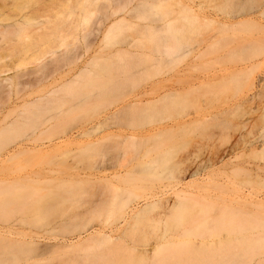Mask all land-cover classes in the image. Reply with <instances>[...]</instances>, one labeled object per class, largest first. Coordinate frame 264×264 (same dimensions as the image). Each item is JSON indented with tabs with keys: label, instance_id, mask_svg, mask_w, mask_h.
Masks as SVG:
<instances>
[{
	"label": "bare ground",
	"instance_id": "obj_1",
	"mask_svg": "<svg viewBox=\"0 0 264 264\" xmlns=\"http://www.w3.org/2000/svg\"><path fill=\"white\" fill-rule=\"evenodd\" d=\"M248 2L0 0V264H39L54 255L60 256V264H264V192L256 189L236 187V194L228 202L230 205L227 202V205L223 204L226 206L221 208L222 214L217 211L222 218L216 217L215 224L220 222L221 225H214L219 230L225 228L227 240L222 242L220 237L221 242H215L216 238L210 242H206V239L201 243L189 239L186 240L189 243L185 242V238H188L186 234L190 237L198 231L199 235L207 228V219L194 224L196 219H193V213L196 208L192 200L202 194L200 186L206 174L212 167L220 168L234 164V161L223 162L224 158L220 156L214 162L193 163V169L189 165L192 164L191 160L189 164L185 162L188 166L184 167V161L180 163L179 160L180 165L176 164L173 156H177L174 154L176 144L170 145L173 143L169 141L175 132L183 134V130L195 128L194 125L198 123L204 124L202 120L209 121L211 117L207 119L206 114L202 113L203 119L184 118L179 125H160L141 136L136 131L170 119L173 115L189 116L187 109L194 105L190 103L195 100L192 92H198L200 88L195 85L186 89L170 87L166 92L159 93L160 85L167 81L173 82L170 81L171 76L162 78L165 71L175 70L186 60L193 62L215 56L226 49L224 57L227 59L242 56L243 60L235 61L237 65L234 62L231 72L236 79V76H244L241 80L246 79L247 82H244L250 87L248 93H252L250 96L246 93L247 97L241 95L242 101L234 110L240 111L243 108L241 106H244L245 112L249 109L258 113L255 101L263 97L261 89L264 87V75H253L264 65L261 52L264 46L261 44L250 48L251 44L249 48L242 47L239 42L241 40L242 44L244 37L239 33L251 31L252 28L255 31L262 22L258 20L259 16L264 17V6L258 18L254 13L244 18L243 9ZM233 40H237L234 41L237 46L231 47ZM251 41L253 43V40H249L246 44ZM261 57L263 62H260ZM191 68H197L196 64L192 63ZM210 80L204 79L203 83L208 88L214 87L216 91L221 88V84L223 87L228 84L222 81L224 78L211 84ZM126 88L133 92L137 90L135 94L131 92L134 94L130 96L132 99ZM111 105H114L113 110L106 109ZM100 107H104V113L95 119L98 122L92 126L89 124L90 127H81L79 121L94 119ZM112 121H126V127L132 131L125 135L116 133L121 123L116 128L112 127ZM72 123L77 125L70 128ZM100 129L104 130V134L95 136ZM188 132L192 133L190 130ZM262 132L258 137L249 131L248 134L252 136L250 140L243 141V144L236 143L226 152L239 160L231 170L234 175H245L244 178L249 176L247 179L250 178L251 183L254 181L255 185L258 183L264 188ZM181 145L183 149L184 145ZM86 154L100 156L96 173L92 176L83 175L76 168L55 170L49 166L64 162L69 157L75 160ZM128 155H131V159L139 156L145 158L143 163L140 160L141 166L134 168V171L138 170L133 171L135 175L128 172L131 169L126 170ZM252 155H259L258 161H252ZM25 165L38 167L27 176L32 177L31 183L26 184L25 181V185L20 184L16 178L9 176L10 173L2 175L3 172H15L25 167L30 169ZM122 169L126 171L122 172ZM130 173L131 177L136 176L137 181L129 176ZM116 180H125L124 183L132 180L134 184L142 180L149 184L151 181L159 183L151 200L144 202L142 207H136L137 203L128 204L130 200L126 193H130L123 190ZM165 181L180 189L175 199L165 197ZM193 185L200 188L190 189ZM153 186L155 188V183ZM88 195H98L100 199L69 219L72 221L56 223L49 229L56 234L83 228L74 237L66 234L61 237L58 234L59 238L56 235L53 240L51 238L53 242H49L50 239L47 242L48 239L44 241L43 235L26 234L21 230V225L41 224L48 212L52 215L59 211L56 207L79 203ZM203 196L206 199L205 194ZM203 205L198 210L202 214L205 213ZM153 211L156 213H153L154 216L150 215ZM19 212L30 215L32 219L22 217L10 223L9 217ZM97 213L104 217L100 220L104 224L86 228L83 216ZM116 217H120L123 223L122 234L118 236H114L115 230L111 225ZM105 224H110L107 230ZM148 226L152 232L160 231L161 228V233L155 235L158 237L155 245L146 250L136 246L129 248L126 238L132 241L137 235L143 236L144 231H141ZM147 228L146 231H149ZM183 235L186 237L178 242V237L182 239ZM136 241L141 243L139 239ZM118 245L121 246L120 251H127L124 253L126 255L119 254L117 258L113 256L114 252L117 254L118 250V253H122ZM162 247L172 249L166 251V248V253L159 255Z\"/></svg>",
	"mask_w": 264,
	"mask_h": 264
},
{
	"label": "rangeland",
	"instance_id": "obj_2",
	"mask_svg": "<svg viewBox=\"0 0 264 264\" xmlns=\"http://www.w3.org/2000/svg\"><path fill=\"white\" fill-rule=\"evenodd\" d=\"M263 6H264V0H249V2L244 6V9H243V13H244L243 15L245 16L244 18H247V17L252 16L253 13L255 14L254 16H257V18H258V16H259L258 13H260L261 10H263V8H262ZM259 18L260 19H258V20L259 21L260 20L262 21V22L260 21L262 25L261 24H258L256 27L257 28L259 27L258 29H260V30H258L257 28H255V31H254V30H252L254 28H252L251 31H246L245 30V31H242L243 33L242 32H240L241 34L239 33V35L243 36L244 39H246V42H248L249 40H253V43L251 41V42H249V43L246 44L245 40L242 38L243 42L241 44V40L239 38V40H240L239 43H240V45L242 47H248L249 48V45H251V44L252 45H251L250 48H252V47H259V45H261V44H262L261 46H264V44H263L264 43V32H263L264 31V23H263L264 22V17H261V15H260ZM260 22H257V23H260ZM249 35H251V37ZM241 36H239V37H241ZM256 37L259 40H257ZM260 39H262V40H260ZM234 41H237V40H233L231 47H234V45L237 46V44H236L237 42H234ZM244 42H245V44H244ZM233 43H235V44H233ZM254 43L257 44V45H255ZM226 51H227V49H226ZM263 51H264V49H263ZM263 51H261L262 52V56L264 55ZM225 52H221V53H218V54H214L215 56H210V57H205V58L197 59L196 61H193V62L190 61V60H186V61L180 63L175 68V70H173L174 68H172V71L171 72H170V70L165 71L163 73V75H162V78L167 79V78H170V76H171V78H170L171 80L170 79L169 80L170 81H173V82H168L167 81L166 83H163L162 85H160V92H159V89L157 90L159 93L166 92L170 87H171V89L172 88H174V89H182V88H185L186 89L190 85H195V87H199L200 88V89H197V90H199L198 92H196V91H195V93L192 92L193 95L195 96V98L193 97L195 100H192L191 103H190V104L194 103V105H191V107L189 106L190 108L187 109V111L189 112V116L188 117H186V116H184V117H176V115H173L174 117L171 116V118L169 117L170 119L166 118V120L164 119L165 121L163 120L160 123L156 122V123H154V124H152L150 126H146L144 128H141V129H137L136 130L139 133V135H140L142 133L145 134L147 131H149V129L158 127L160 125H170V126L171 125H176V124L179 125V124L182 123V121L184 120V118L187 119L189 117H201L203 119V117H204L203 114L204 115L206 114L207 119H209L211 117L209 121L202 120V121H204L203 122L204 124H200L199 125V123H198V125H194V127L195 126L196 127L198 126V128H196V127L195 128H193V127L190 128L189 130L192 133H189L188 132L189 130L188 131L187 130H183V131L186 132V134L183 131H182L183 134H181V132L180 133L179 132H175L176 134H174V137L172 138L173 142H172V140L169 141V142L173 143V144H170V145L176 144V146H177L176 147L174 145L176 147V148L174 147V149H176V150H174V152H176L174 154H177V156L173 155L174 158H175V161L178 162L180 160V163H182V161H184V165H183L184 167L186 165L188 166V164H189V162H191V160H192V162H191L192 164H189V165L190 166L192 165L191 166V169H193V163H194V165H197V164H200V163H203V162H214L220 156L222 158H224L223 159V162H226L227 161L228 163H230L231 161H234V164H236V162L239 161V160H237V159L235 160V157L232 158L233 155L227 153L226 151H228L230 149V147L234 146L236 143L243 144V141L250 140L252 136H250L248 134L249 131L250 132L252 131L253 134L254 135H257L258 137H260L261 132L264 131V118L261 117V115L264 116V89H263L264 87L261 89L262 90V95L261 96H263V97H259L258 100L255 101V105L258 106V107L256 106L255 108L257 110H259L257 114H256L257 111L249 110V109H247L249 111L246 110V112H245L244 106H241V107H243L241 109L239 108L240 111H238V109H237V111L234 110V109L237 108L236 105H238V103L240 104V101H242L241 99L243 97L241 95L244 94L243 96H246L247 97L246 93L249 96L252 95V93H251V91H249L250 94L248 93V90L250 89V87H249L248 83L247 84L245 83V82H247V81H245L246 79L242 81L241 80L242 77L239 78V76H236L237 77V79H236V78H234L235 76H233L232 75V72H231L232 69L234 68L235 63L237 61H240V59L243 60L242 59V56L241 57L234 58V59H230V58L227 59V58L224 57ZM259 53H260V49H259ZM259 59H261L260 60V62H261L262 61V57L259 58ZM192 63H193V65L196 64V67L197 68L192 69L191 68V64ZM237 64L238 63H236V65ZM263 64H264V62H263ZM198 66H200V67L198 68ZM166 72H168V73H166ZM263 72H264V65L263 66L261 65V67L259 69H257V71H255V73H254L253 76H258V75H260V73H261V75H264ZM228 77H229V80H228ZM230 77H232L233 79H231ZM222 78H224V80H222L224 83H228V84L224 85V87H223L222 84L220 85L221 88H224L223 90L220 88L222 93L220 92V89L219 90L217 89L218 91H216V89L214 87L213 88L212 87L211 88H208V87H206L207 84H204L203 83V80L204 79H206V80L207 79L208 80L211 79L210 80V84H211L212 82H218V81H220ZM242 79H244V76H243ZM174 80L177 81V82L179 81V82L178 83L176 82V84H175L174 83L175 82ZM232 81H234V82H232ZM239 81H240V83H239ZM191 83H193V84H191ZM220 83H222V82H220ZM220 83H218V84H220ZM237 83H238V85H237ZM232 84H234V85L236 84V86L233 85V86L230 87V85H232ZM240 84H243L244 86L243 85L241 86ZM225 86H227L228 89ZM232 87H233V89H232ZM217 88H219V87H217ZM236 88H237V90H236ZM127 89L128 88H126V92H127V94H129V98L132 99L131 97L135 93H137V90H135L133 92L132 90H129V89L127 90ZM233 90H235V91H233ZM131 92H133L134 94L131 93ZM237 101H239V102H237ZM205 105H206L207 108L205 107ZM207 105H209V107ZM231 106L234 107V108H232ZM104 107H105V105H104ZM104 107L102 109L100 107L99 108L100 110L97 108V111H96V114L97 115L96 116L93 115V116H95V117H93L94 119L90 118V120H94V121H90L88 118H87L88 120L87 119L86 120L83 119V121H79L80 126L81 127L82 126L83 127H86V126L87 127H90V125L92 126L93 124H95L96 122H98V121H95V119L99 117L98 116L99 114L102 115L104 113ZM113 107H114V105H111V106H108L106 109L113 110ZM203 108L204 109L206 108V109L203 110ZM230 108L232 110H234V111L233 112L230 111L231 110ZM260 108H261V110H260ZM242 109H244V110H242ZM248 112H249V114H248ZM254 112H255V114H252ZM229 113H231V114H229ZM215 115L217 116V118L215 117ZM222 115L225 116V117H223ZM213 117H215V118H213ZM259 117H260V119H259ZM245 119H247V120L245 121ZM261 119H263V121ZM119 122L121 123L120 125L123 126V127L118 126ZM123 123H125V124H123ZM72 124L73 125H70L69 126L70 128H71V126L74 127L75 125H77V124H74V123H72ZM115 126H116V128L118 126V128H117L118 131H117L116 128H114V130L116 129V133L119 132V134L121 133V134L125 135V133L128 134V132L130 133L132 131L131 128L128 129L126 127V121H124V122L123 121H112V127H115ZM103 127L105 129V126H103ZM125 128H127L128 130L125 129ZM191 129H194V130H191ZM122 130H123V133H122ZM98 131L99 132H97L95 136H98L99 137V136H101V135L104 134V130L103 129L102 130L100 129ZM183 142L184 143L186 142L185 143L186 147H185V145H184ZM181 144L184 145V148L183 149H181L182 147H180ZM172 147L173 146H171V148ZM222 152H225V154L222 155ZM93 154H91V155H89V154L82 155V156H80V158L79 157L75 158V160L73 158L69 157V158H66L64 160V162L63 161L62 162L59 161L57 165H54L55 164L54 163L53 165L49 164V166H51V168H53L55 170H62L63 168H68V169H72V168L75 169L76 168L79 171L83 172L82 173L83 175H87L88 176L90 174L92 176V175H94L96 173L95 168L97 167L98 161H100L99 160L100 159V156L99 155H96V154L93 155ZM151 154H154V153H151ZM154 155H151V156L153 157ZM95 156H97V158ZM141 156L136 157L135 159L134 158L131 159L132 158L131 155L129 157H127L126 160H128V162L125 161L126 162L125 164H126V166L128 168L126 167L127 169L126 168L125 169L127 171L129 169H131L128 172H131L132 173L136 169V167H138V165L141 166L142 164L140 163V160H141L142 163L145 161V158H143ZM89 157H90V159H89ZM92 157H94L96 159H94ZM149 157H150V155H149ZM129 158H130V160H129ZM187 158H188V160L189 159L190 160L188 161ZM250 158H252V161L253 160L256 161V159L258 161L259 155H257V156H253L252 155ZM143 159H144V161H143ZM241 159H243V157ZM241 159H240V161H242ZM185 160H187L188 162L185 161ZM129 161H130V163H129ZM22 162H24V161H22ZM25 162H27V161H25ZM177 162H176V164H179L180 165V163L179 162L177 163ZM185 162L188 163V164H186ZM31 164L34 165L36 163H29V165H31ZM234 164H226L227 166H221L220 168L212 167L208 171V173L206 174V177H205L206 179H205L204 183L202 185L200 184L201 185L200 187L202 189L200 193H202V194H200V193L199 194H200L201 197L200 196H198L199 198H194L193 197L194 199H192V200L195 201V202L193 201L195 203V208H196L195 209V211H196L195 213H197V211L199 209H201V208H199L200 205L202 206L204 204L203 205L204 208L203 207L202 208L205 209V211H204L205 213H203V214L202 213H199V211H198L199 214L198 213L197 214L200 215V216H197V214L193 213L194 214L193 215L194 216L193 219L194 218L196 219V222L194 224H196L198 222L200 223L202 220L207 219V228H208L209 231L207 230V228L204 229L202 227L204 229V231L202 230V232H201L202 234L197 235L198 234V231H197L196 234H193L195 236L191 235L189 237L186 233H184V235L186 234V236L188 238H185L186 236L183 235L182 236V239H181L180 236H179L178 238L180 240H178L176 238L178 242L181 241V240H183V238H185V242H187L186 240L189 239V241H191V242L193 241L195 243H199V242L201 243V241L202 242L203 241L205 242L206 240H207L206 242H210V241H213L214 238H216L214 240L215 242L218 241V240H219V242H221V241L224 242L223 240H227L228 239V237L226 236L227 234L225 232V228L222 226L224 229H220L219 230L217 228H219L218 226L221 225L220 222H218V224H215V222L217 223V218L216 217L219 216V217L222 218V216L220 215V213L222 212L221 208L223 206H226L227 204L230 205L229 204L230 203V200H231L232 196L236 194V190L239 189L238 188L239 186L240 187H244V188L245 187L246 188L248 187L247 189H250L251 188V190L254 189V191L256 189V191L259 190L261 192H264V188L261 185H258L257 182H256L257 185H255V183H253L254 181L251 183V181H249L250 178L247 179L249 176L246 175L247 177H245V178L247 180L244 181L245 180V178H244L245 175L242 176L241 174H239V175H241L240 177H238L236 173L234 175V173L231 172V170L234 167L233 166ZM33 165L32 166L25 165V166L30 167V169H28V168L25 167V168L17 169V170H15V172H3L2 175H9L7 173H10L9 176L16 178V181L18 183L25 185V181H26V184L33 182L32 177H27L31 173L32 170H35V168H38V167H36V165L35 166H33ZM179 165H178V167H180ZM31 167H34V169L33 168L31 169ZM47 167H48V165H47ZM180 168H182V167H180ZM180 168H178V169H180ZM126 170L122 169L121 171L124 172ZM180 170H178V171H180ZM111 171H112V169H111ZM137 171L138 170H136L134 172H137ZM134 172L132 173L133 175H135ZM131 173L129 174L130 177L132 175ZM225 176H227V178ZM135 177H133V178H135ZM22 178H24V179H22ZM243 178H244V180H243ZM128 179H130V178H128ZM223 179L226 182L225 181H221ZM127 180H126V182H127ZM135 180H136V178H135ZM116 181L119 182L118 184H119V186H121L123 188V190H127L130 193V194L126 193V195H128L127 197H129V200H130L128 204H131V203L132 204H135V203H137L136 204V207H142L143 205H145V204H143L144 202H146L147 200H149V201L151 200V197L154 195L155 191L157 190L156 189V187L158 186L157 183H159V182L156 183L154 181V183H155V188H154V186H153L154 183H152L153 181L150 182L151 184H149V182L144 183L143 180L141 182H138V183L135 182V184H134L133 181L132 182L130 181V183H129V181L127 183H124L125 180L124 181L116 180ZM138 181H139V179H138ZM247 181L249 182V184H248ZM165 182H166V186L165 187H166V192H167V195L165 197L169 198V200L170 199H175L176 198L175 194L180 189H177L176 187H172L171 183H168V181H165ZM198 184H197V186H199ZM194 186L195 185H193L192 188H190V189H193ZM196 187H194V189ZM200 187H197V188H200ZM236 187H237V189H236ZM203 190H204V192H203ZM204 194H205V198L206 199H204V196H203ZM208 194H209V196H208ZM124 195H125V193H124ZM210 196H212L211 197L212 199L210 198ZM99 199H100V197L98 195H93V196L92 195H88V196L83 197L81 201L79 200L80 201L79 203L78 202L77 203H73V204L72 203H66L62 207H56V210H57V208H59L58 209L59 211H57L55 214L52 213L53 216L51 215L50 212H48V214H50V215L47 217V215H48L47 214L44 217V219L42 220L41 224L32 225V224H28L27 223V224L21 225V228L22 229L21 228L20 229L23 232H25L26 234H31V235L34 234V235H37V236L38 235H43L44 239L45 238L48 239L47 242L49 241V239H50L49 242H51L53 240V238H55L56 235H57V238H59L58 237L59 235L62 237L65 234L67 236L69 235V237H74L77 234V232L80 231V230H82L83 228L80 229V230H76V229L74 230L73 229L70 232H66V233H56V234H54L53 231H49V229H51V227H53L56 223L60 224L62 222H70V221H72V220H69V219L73 218L78 213H81V212L85 211L86 208H88V207L91 206V203L92 202L94 203V202L98 201ZM209 200H210V202H209ZM198 201L201 202V204ZM226 202H227V204H226ZM210 203H212V204H210ZM223 204H226V205H223ZM192 205L193 204H191V206ZM206 206H208L207 209L205 208ZM60 208L62 209V211H61ZM158 211H156V212H158ZM217 211H220V213L218 214ZM201 212H203V211H201ZM153 213H154V215L156 214L153 211L152 214H150V215L154 216ZM80 215H82V214H80ZM96 215H98V213L97 214H89V215L83 216L84 217V222H85V227L86 228L89 229V228H92V227H97V224H98V226L99 225L102 226V224H104V223L101 222L103 220L101 218H104V217L103 216L100 217V215H98L99 216L98 217ZM118 215L120 217H122L120 215V213H118ZM118 215H117V217H118ZM29 216L28 215H24L23 213H20L19 212V213H15L12 216H10L8 220H9L10 223H12L16 219H20V218L22 219V217H23V219L26 218V220H28V219L30 220V218L32 219V217L31 216L29 217ZM117 217H116L115 221H112L113 224L111 223V225H113L112 228H114V230H115L114 236H116V235L118 236L119 233H121V230H122L121 225L123 224V223L121 224V221H122L121 218L119 217L117 219ZM211 219H213V220L211 221ZM208 220H210V221H208ZM100 223H102V224H100ZM214 224L215 225H218L217 228L215 227ZM105 225L107 226L108 224H105ZM108 226H110V224ZM108 226H107L106 230L108 229ZM119 226H120V229L118 228L119 229L118 230L117 227H119ZM222 227H220V228H222ZM146 228H145V230H142L141 231V232L144 231V234L141 233L143 236H140L139 235L140 237H138V235H137V238L139 239V241L141 243H138V241H136V240H138L136 237L134 238L136 240L132 239V241H130L131 238H128V237L126 238L127 239L126 242L128 241L126 243L127 246L130 245L129 248L131 246H136V247H138V249L146 250V249H150L153 245H155L156 239L158 238L155 235H156V233H157V235H159L161 233L160 232L161 231V228H160V231L159 230H157V232H154L153 231L154 233L152 232V229L150 230L149 226L147 228V230H149V231H146ZM200 230H201V228H200ZM200 230H199V232H200ZM222 230H224V231H222ZM178 231H180V230H178ZM218 231H220V234H219ZM146 232L148 233L149 238L147 237V233ZM149 232H150V235L152 234L151 236L149 235ZM217 232H218V234H217ZM137 233H139V231ZM145 233H146V235H145ZM179 233H181V231ZM214 234H217V235L212 236ZM43 237H40V239L43 240ZM145 237H146V239H145ZM220 237H221V241H220ZM51 238H52V240H51ZM46 239L44 241H46ZM140 239L144 243H142V241ZM133 240H134L135 243L136 242L137 243L135 244L133 242ZM189 241L187 243H189ZM118 246L120 247V249H119V251H120L121 250V246L120 245H118ZM118 246H116L117 249H118ZM116 247H115V249H116ZM166 248H167L166 251H169L170 248L169 247H164V249H166ZM161 249H162L161 251L159 250V252H160L159 255H164V253H166V251H164L163 247ZM171 249H172V247H171ZM125 251H127V250L125 249ZM125 251L124 252L120 251V252L123 253L122 254V253H118V250H117L116 252H117L118 255L114 252L113 256L115 255L118 258L119 254L126 255V254H124ZM159 252H157V253H159ZM57 256L54 255L50 259L48 257V259L46 258L47 260L45 259V260H43L42 263L39 262V264H60L62 260H61V258L59 259L60 256L59 257H57Z\"/></svg>",
	"mask_w": 264,
	"mask_h": 264
}]
</instances>
